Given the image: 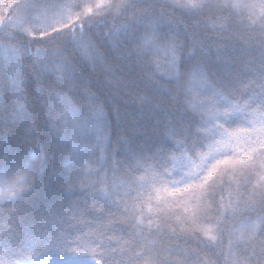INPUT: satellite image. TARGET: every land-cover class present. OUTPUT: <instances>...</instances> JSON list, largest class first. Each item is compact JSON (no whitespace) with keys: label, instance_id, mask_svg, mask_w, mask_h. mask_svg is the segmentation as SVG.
Listing matches in <instances>:
<instances>
[{"label":"snow or ice","instance_id":"snow-or-ice-1","mask_svg":"<svg viewBox=\"0 0 264 264\" xmlns=\"http://www.w3.org/2000/svg\"><path fill=\"white\" fill-rule=\"evenodd\" d=\"M129 12L132 19L124 24L109 28L105 22ZM189 25L220 36L214 54L188 31ZM94 27L108 31L90 39ZM234 32L240 33L235 39L257 42L258 58L242 59L252 57L249 48L221 46ZM98 48L105 50L103 55ZM73 52L93 65L106 63L105 57L135 61L152 93L136 99L139 115L152 113L145 126L155 130L153 138H146L139 123L125 124L119 107L107 113L90 91L77 97L71 87L67 92L46 89L42 75L50 66L69 86L78 76L82 79L79 69L86 65H78ZM25 59L33 66L31 77ZM0 73L7 82L0 93H10L6 98L11 100L0 123L4 129L10 122L20 128L15 144L0 132V206L6 213L0 214V264H180L179 257L188 253L163 245L165 237L176 238L169 227L173 217L199 228L207 240L203 247L218 254L216 261L202 264H219L220 259L224 264H264V0H5L0 3ZM160 81L178 90L183 85L185 110L200 119L168 111L170 119L157 121L165 109L153 98L181 103ZM36 109L47 114L43 130ZM58 148L67 153L60 184L54 183L55 165L47 182L43 175L49 171V151L54 160ZM176 153L185 161L179 178L169 170L160 180L144 167L156 156L175 160ZM228 171L244 173V183L235 193L221 186L217 201L215 177ZM36 178L39 183H32ZM37 188L40 199L29 201ZM61 198H71L67 207ZM83 202L97 215L90 212L86 220ZM54 206L66 208L69 220L89 224V231L75 225L70 230L47 227L50 220L57 222ZM213 206L218 218L201 223ZM237 216L244 218L239 228L226 229V221ZM50 249L60 258L44 259Z\"/></svg>","mask_w":264,"mask_h":264},{"label":"trees","instance_id":"trees-1","mask_svg":"<svg viewBox=\"0 0 264 264\" xmlns=\"http://www.w3.org/2000/svg\"><path fill=\"white\" fill-rule=\"evenodd\" d=\"M5 0H0V3H4ZM151 2V0H149ZM139 15V13H137ZM97 21H104V17H95ZM130 19H132V13L129 12V14L125 17H121L118 20H113L111 16L107 17L106 23L108 27L113 26H119L121 24H124L128 22ZM74 21H69V24L73 23ZM185 23H188V21H185ZM235 27V26H234ZM65 31L67 29H64ZM87 31V29H86ZM107 32L108 28H100V27H94L91 29V33H89V38L94 39V35L97 32ZM189 32H194L195 36L198 40L202 39L203 43L205 44L206 48L211 49L212 53L214 54L215 48L217 47V41L220 40V36L218 34H215L211 32L209 29H205L204 27L200 28H193L191 25H189ZM240 33H231L228 36H226L223 40L222 47H227L228 49L231 48H249L252 51V57H242V59H249V58H258L259 53L255 51L256 48V41L245 43L241 40L235 39L233 37L239 36ZM192 37L187 38V43L191 44ZM36 47H40L42 49H46L49 47V45H33V49ZM51 47L55 48V45H52ZM98 50L101 52V54H104V49L98 48ZM128 48H125V52L123 55H127ZM73 55L75 57V61L78 65H86V67H81L79 69L80 72H83L82 79L78 76L77 82L73 85L69 86L67 83H64L61 80V77L57 70L54 67H49L48 71L42 75V79L45 83L46 89L51 86L52 89H55L58 92H67L69 87L74 89V95L79 97L82 96V94L86 91H90L94 93L104 104L105 111L107 113H111L113 108L119 107L121 110V113L125 115V124H131V123H139L141 125L140 131L146 133V138L151 139L156 135L157 133L153 128L150 126H145L148 120V117L152 115L151 112L148 113V116H141L139 115L140 112V105L138 100L136 99L138 96H149L152 97V93L149 91L148 85L143 83V73L141 72L140 68L136 66L135 61H116L111 57H105L106 63L97 62L95 65H93L89 61L82 60L79 53L73 52ZM49 60L55 61V57H49ZM237 67H240L239 60L236 61ZM24 68L26 70L27 76L31 77L33 76L34 69L31 63H29L26 59L24 62ZM129 68H134V71H129ZM185 71L188 70V67L186 66ZM119 77V79H117ZM214 84V86L219 87V84L215 81H210ZM63 83V86L61 84ZM161 84H164L165 88L172 93L174 97L179 99L181 103L177 105L175 102H169L168 98L165 97L163 100H156L153 98V102L155 104H159L162 108L165 109V112L157 117V121L163 122L167 119H170V117L167 115L168 111L174 112L177 116L181 115L182 113L189 116L191 118L193 115H195L196 120H199V114H194L191 109L185 110L184 106V97L182 95L183 92V85H181V88L178 90L176 85L174 83H166L165 81H160ZM0 85L7 87V82L3 78V74L0 73ZM34 87V86H33ZM73 94V93H70ZM10 95V93H0V100H4V105H0V114L4 111V106L7 105L10 110L11 106V100L7 99L6 97ZM31 99V97H30ZM205 101V103L210 102L209 97H201ZM81 104H84L85 101L81 100ZM179 107L180 111L176 112V108ZM38 118H39V124L38 126L43 130L45 128V122L47 119V114L44 113L43 115H40V110L36 109ZM114 115V113H112ZM156 122V121H154ZM0 132L6 133L8 136L11 137L12 143L15 144L18 141V137L20 135V128L18 125L11 124L8 129H4L3 124L0 123ZM71 134V132H70ZM143 142V141H142ZM115 147V145H114ZM67 155V153L62 149L58 148L55 152V159L53 160L52 152L49 151V163H48V169L49 171H46L44 175V180L47 182L50 179V172L53 168V165H55V168L57 170V179L54 181V183H62L59 181V173L63 171L61 168V164L64 160V156ZM99 154L97 153V156ZM109 157H111V152L108 153ZM176 159H169V158H162V157H152L147 160V162L144 164V167L149 169L151 173H154L160 180L166 179V173L169 170H173V175L175 178H179L180 170L182 168V165L185 163L184 160L180 158V153H176ZM191 158L198 162V158L191 153H188ZM123 158V157H121ZM108 167H111L109 164ZM229 166H222V168H228ZM143 174V173H138ZM95 179V178H93ZM216 179V185L214 194L216 196L217 201L220 197V188L223 186L225 189V193L231 191L235 193L236 186L243 185L244 183V173H235L233 171H228L226 173L224 172H218ZM32 183L38 184V178L34 179ZM86 183H90V181H86ZM254 183V180H253ZM249 189L251 188V184H249ZM81 186L77 182L75 187V193L76 197H81ZM245 196L248 194L247 192L243 193ZM40 199V188H37V192L29 198V201H38ZM64 205L67 207L69 204L71 198L64 199L61 198ZM235 202V198L233 200ZM224 203H228V196L225 194L224 196ZM205 204L207 205V201H205ZM92 205L87 202H83V208L80 210L83 212L85 219H89V213L91 212ZM175 212H179L180 209L176 208L173 209ZM54 212H57L58 215L56 216V223L49 221L47 224V227L55 230L57 227H63L65 229H71L72 225H75L77 228H81L84 231H89L90 225L81 221L77 220H69L68 217L70 213L66 210H60L59 206H54ZM0 214H6L2 213V206H0ZM92 216L97 215V213L91 212ZM253 216L257 215L256 213L252 214ZM63 217L64 220H67V223L64 222V220H61L60 218ZM217 212L215 206L209 209L207 216L203 217L201 223L207 224L210 221H214L217 219ZM183 219V217H181ZM244 220L243 217H233L229 218L228 221L225 223V227L230 228L233 225H235L236 228H239L240 223ZM190 221H186L183 224L180 223L179 220L176 219V217H173L172 222L170 223V229L174 228V236L176 238L171 237H165L163 240L164 246H172V247H181L185 250V252L188 253V256L185 258L183 255L179 257L180 264H202L205 260H212L216 261L218 254H210L209 250L203 245L207 242L206 237L204 236L203 232L199 228L189 227ZM91 227L99 228L101 225L99 224H93ZM225 251H227V244L225 242ZM3 249L0 248V252H2ZM70 255V254H69ZM44 259H58L60 258V254L55 249H50L48 252L44 254ZM219 264H224L223 259L219 260Z\"/></svg>","mask_w":264,"mask_h":264}]
</instances>
